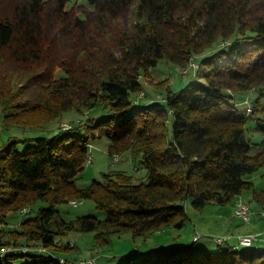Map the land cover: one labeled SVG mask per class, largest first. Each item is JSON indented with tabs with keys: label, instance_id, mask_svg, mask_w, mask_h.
Returning <instances> with one entry per match:
<instances>
[{
	"label": "trees",
	"instance_id": "trees-1",
	"mask_svg": "<svg viewBox=\"0 0 264 264\" xmlns=\"http://www.w3.org/2000/svg\"><path fill=\"white\" fill-rule=\"evenodd\" d=\"M66 3L0 0V127L76 112L69 129L62 121L42 135L8 136L0 146V247L15 249L1 252L0 264H65L55 250L71 249L59 242L70 231H92L95 245L106 246L117 234L181 228L188 197L201 210L250 190L264 204V188L249 178L256 171L264 178V137L250 154L246 118L231 94L256 92L254 125L264 133V0ZM162 59L180 71L196 62L206 85L166 86L163 100L141 103L140 77ZM93 110L106 117L96 121ZM96 130L108 140V155L126 152L143 166L145 180L109 170L76 183ZM74 199H91L104 218H64L56 205ZM24 206L29 210L20 212ZM9 213L19 222L8 221ZM238 247L200 254L170 248L134 264H264L263 245Z\"/></svg>",
	"mask_w": 264,
	"mask_h": 264
},
{
	"label": "rangeland",
	"instance_id": "rangeland-1",
	"mask_svg": "<svg viewBox=\"0 0 264 264\" xmlns=\"http://www.w3.org/2000/svg\"><path fill=\"white\" fill-rule=\"evenodd\" d=\"M86 3L87 0H67L66 6L71 7L74 4ZM198 60L199 58L195 59L196 62ZM196 62L191 63L187 69H183V72L187 71L182 73L177 64L164 59L158 61L156 65L149 69L148 76L141 75L140 82L142 84V91L137 95V99L140 100L144 97L141 103H147L151 99L161 101L165 96L166 86H170L172 90H179L184 88L189 81L206 85L203 76L204 69L202 67H197ZM231 94L237 102L236 107L239 114L246 118L245 135L252 144L249 153L253 154L255 152L254 144L264 137V133L257 130L254 125V118L259 116L260 113L255 109H253L251 113H247L246 111L247 107H252L251 103L256 97V92L250 90L235 93L231 92ZM134 97L135 95L130 94L131 101L134 100ZM89 113H91L90 115L93 117H96V121L97 118L102 116L106 117V113L103 110H93L91 112L89 111ZM75 118L76 112L74 110H69L64 112L56 120L50 122L39 119L38 115L34 116L31 122L38 123L40 126L6 122L10 124V126L7 127L6 125L7 128L5 126L0 127V146L5 144L8 136L42 135L47 133V130L50 128H54L55 125L60 124V122L64 121L61 123V127H63L65 123ZM168 132H170V122L168 123ZM98 133L99 136L91 140L93 143V147L90 149L91 162L86 164L84 169L80 172L76 183L79 186H85L92 179H100L102 173L109 170L125 171L127 174L131 175L134 182L145 180L146 172L143 166L138 161L132 162V160L128 158L126 152L120 154L118 157L114 156L112 159L106 151L107 138L103 134L100 136L102 132L96 130L95 134ZM260 173V171H256L249 175L256 189L264 188V178L260 176ZM239 198L249 203L252 210L257 208H262L261 210H264V204H260L253 199L250 190H244ZM234 202L225 204L209 202L200 210L191 205V198L188 197L181 201L188 216V220L183 227H164L145 237L137 236L134 238L130 233L117 234L112 236L111 243L106 246L95 245L94 233L92 231H70L67 235L60 237L59 242L63 246L68 245L71 249H65L63 251L55 250V255L64 258L66 260L65 264H77L79 262L81 264H89L86 261L82 263V260L91 258H94L93 264H134L136 260L158 256L170 248H176L177 254L187 252L200 254L208 251L215 253L227 247V243L217 244L213 240L214 236L222 235V233L224 234V232L228 231L226 229L227 226L231 227L230 232L233 235L237 233L239 235L252 232L257 233L258 230H264V218L258 219L254 215L249 222H243L235 217L233 215ZM43 205L46 206V204ZM56 208L66 219H73L80 215H92L100 219L105 216V213L98 209L91 199L78 201V204L75 205L70 204L69 201L58 203ZM19 219L20 217L17 213H9L7 217V220L13 223L16 220L15 223H18ZM192 234L201 235V237L185 251V246L193 241L191 240ZM238 248L241 250L244 249V246H239ZM152 251L153 253H151ZM80 253L82 254L81 256L79 255ZM42 256L43 258H48L45 254H42ZM72 260L74 261L72 262ZM19 261L20 259H17L14 263L17 264Z\"/></svg>",
	"mask_w": 264,
	"mask_h": 264
},
{
	"label": "built area",
	"instance_id": "built-area-1",
	"mask_svg": "<svg viewBox=\"0 0 264 264\" xmlns=\"http://www.w3.org/2000/svg\"><path fill=\"white\" fill-rule=\"evenodd\" d=\"M181 71L183 72V69ZM70 127H71L70 123H65V127L63 129H69ZM75 204H78V202L75 201L73 205ZM254 213L264 218V210H258L254 212L252 208H247V206L244 205V200H243V204H235V208H233V215L239 218L240 220H242L243 222H249L252 214ZM199 237L200 235H194L193 240H196ZM233 238L235 239V244L233 245L235 247L243 246V245H264V230L258 231L257 233H251L247 238H238V233H237L235 235H228V234L216 235L213 237V240L216 243H228L229 240ZM8 249H13V248H6L5 246H2L0 247V253L8 251ZM22 251L23 253H30V252L43 253L40 251V249H22ZM83 261H86L89 264H93L92 262H94V260H88V259H83L82 263H84Z\"/></svg>",
	"mask_w": 264,
	"mask_h": 264
},
{
	"label": "bare ground",
	"instance_id": "bare-ground-1",
	"mask_svg": "<svg viewBox=\"0 0 264 264\" xmlns=\"http://www.w3.org/2000/svg\"><path fill=\"white\" fill-rule=\"evenodd\" d=\"M190 64V63H189ZM252 107H247L246 108V111L247 112H252ZM62 126V125H61ZM65 126H63V128H64ZM91 148V147H90ZM116 157H118V155H116ZM118 160V159H117ZM90 161H91V156L89 155V157H88V159H87V163H90ZM76 200L74 199L73 201H72V203H74ZM70 202V201H69ZM235 204H243V200L241 199V198H238L235 202H234V206H233V208H235ZM244 205L245 206H247V208H251L250 207V205L247 203V202H245L244 201ZM29 208H30V206H24L21 210H20V212H26V211H28L29 210ZM251 233H246V234H238V238H247L249 235H250ZM74 242V241H73ZM217 244H222V243H217ZM243 246H249V245H243ZM7 248V247H6ZM36 248H38V247H36ZM12 250H15V249H12ZM42 251V250H41ZM88 260H94V258H91V259H88Z\"/></svg>",
	"mask_w": 264,
	"mask_h": 264
},
{
	"label": "crops",
	"instance_id": "crops-1",
	"mask_svg": "<svg viewBox=\"0 0 264 264\" xmlns=\"http://www.w3.org/2000/svg\"><path fill=\"white\" fill-rule=\"evenodd\" d=\"M182 73H185V71L182 72ZM145 95H146V94H145ZM143 98H144V97H143ZM143 98H142V99H143ZM142 99H141V100H142ZM150 101H153V99H151ZM150 101H149V102H150ZM127 156H128V155H127ZM128 158H130V157L128 156ZM130 159H131V158H130ZM131 160H132V159H131ZM132 162H135V161L132 160ZM133 165H134V167H135V164H134V163H133ZM261 209H262V208L254 209V210H255L254 212H256V211H258V210H261ZM254 215H255V217H257L258 219H261V218H262V217H260L259 215H256V213H254V214H252L251 219H252V217H253ZM251 219H250V220H251ZM16 221H17V220H16ZM16 221H15V222H16ZM223 222H224V220H223ZM230 226H231V225H230ZM230 228H231V227L227 226L226 229H227L228 231L224 232V234H225V233H231V232H230ZM258 231H262V230H258ZM252 233H256V232H252ZM222 234H223V233H222ZM194 235H196V234H192V235H191V240H193V236H194ZM200 237H201V236H200ZM234 243H235V239L233 238V239H230V240H229L228 245H233ZM79 250H80V249H79ZM79 250H78V251H79ZM152 252H153V251H152ZM152 252H151V253H152ZM79 255L81 256L82 254L80 253Z\"/></svg>",
	"mask_w": 264,
	"mask_h": 264
}]
</instances>
